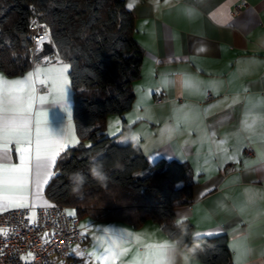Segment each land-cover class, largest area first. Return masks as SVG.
Here are the masks:
<instances>
[{
  "label": "crops",
  "instance_id": "0c3cea01",
  "mask_svg": "<svg viewBox=\"0 0 264 264\" xmlns=\"http://www.w3.org/2000/svg\"><path fill=\"white\" fill-rule=\"evenodd\" d=\"M239 1L124 0L143 57L140 75L132 82L131 107L121 115L109 114L105 133L124 143L129 129L138 132L148 164L186 162L195 183L190 203L174 208L175 219L188 220L200 236L224 233L231 264H264V0H245L249 7L232 15L231 7ZM45 43L52 50L45 44L46 51L22 74L8 76L0 70V76L23 80L33 73L34 112L48 113L40 118L42 127L53 138L67 132L78 140L69 66L54 56L49 39ZM53 66H66L64 101L53 94L55 86L40 84L43 77L36 74L38 68ZM186 80L193 86L186 87ZM208 94L212 98L204 101ZM10 148V162L19 164L17 145ZM46 184L37 194L33 164L27 193L31 218L36 208L52 204ZM13 208L5 204L3 210ZM78 219L84 249L73 245L67 264H147V245L170 240L150 220L134 228L120 220ZM112 242L116 254L102 258ZM192 264L203 263L194 258Z\"/></svg>",
  "mask_w": 264,
  "mask_h": 264
},
{
  "label": "trees",
  "instance_id": "16d2710c",
  "mask_svg": "<svg viewBox=\"0 0 264 264\" xmlns=\"http://www.w3.org/2000/svg\"><path fill=\"white\" fill-rule=\"evenodd\" d=\"M34 16L48 28L54 56L69 66L79 141L57 157L46 197L53 204L69 205L77 218L120 220L134 228L150 220L169 239L179 236L174 208L190 203L195 183L188 164L176 159L148 164L138 142L120 143L105 133L107 115H121L131 107L132 82L140 75L143 57L124 0H0V70L8 76L22 74L31 65L27 30ZM128 128L123 123L122 130ZM94 158L104 163L105 186L89 172ZM76 170L87 177L79 195L71 193L68 181ZM179 221L191 244L192 224ZM197 239L201 249L195 258L203 264H231L224 233Z\"/></svg>",
  "mask_w": 264,
  "mask_h": 264
},
{
  "label": "snow or ice",
  "instance_id": "6c2138e0",
  "mask_svg": "<svg viewBox=\"0 0 264 264\" xmlns=\"http://www.w3.org/2000/svg\"><path fill=\"white\" fill-rule=\"evenodd\" d=\"M45 39L47 37H40L41 42ZM65 68L66 66L64 68L53 66L36 70V74L43 77L40 79V84L50 82V85L55 86L53 94L58 95L61 98L60 101L66 99L67 79L63 75ZM33 75L29 73L23 80L7 81L0 76V210H3L5 204L8 207L28 208L27 193L33 164L36 169V188L39 194L42 184L47 183L54 175L52 168L61 151L79 143L67 132L62 138H53L42 127L40 118H46L48 113L43 110L34 112L37 97L34 95ZM185 86L192 87L193 82L186 80ZM39 100L43 105L45 97L40 96ZM65 110L68 111L67 108ZM136 119L139 117L137 116ZM44 122L46 123V119ZM131 123L135 124V120ZM110 134L115 135V133ZM12 144L17 145L19 164L10 162V145ZM68 215L74 216L75 212L70 211ZM0 233L7 235V230L0 229ZM207 235H212V233H207ZM45 236L47 237V234ZM136 238L139 239V236ZM166 241L168 240L147 245V252L144 254L147 264H155V258ZM112 245L103 250L102 258L116 254V243L112 242ZM29 255L32 254L29 253Z\"/></svg>",
  "mask_w": 264,
  "mask_h": 264
},
{
  "label": "built area",
  "instance_id": "2783aa9c",
  "mask_svg": "<svg viewBox=\"0 0 264 264\" xmlns=\"http://www.w3.org/2000/svg\"><path fill=\"white\" fill-rule=\"evenodd\" d=\"M247 7L249 4L240 0L231 7V14L237 15ZM27 37L28 58L33 63L47 49L46 39L41 42L40 37L49 39L48 28L36 16L31 17ZM211 98L208 94L204 101ZM250 152L251 148L247 146L245 155ZM70 208L52 203L36 208L31 219L29 208L0 211V229L7 230V235L0 233V264H67L73 245L84 249L79 219L68 215Z\"/></svg>",
  "mask_w": 264,
  "mask_h": 264
},
{
  "label": "clouds",
  "instance_id": "9594fccd",
  "mask_svg": "<svg viewBox=\"0 0 264 264\" xmlns=\"http://www.w3.org/2000/svg\"><path fill=\"white\" fill-rule=\"evenodd\" d=\"M126 142L136 144L139 140V133L129 129L124 137ZM89 172L92 178L101 186L107 183V173L104 163L101 160L93 159L89 166ZM69 188L73 195H79L83 192L87 177L80 170L68 174ZM175 226L181 230L179 236L166 241L160 248L159 255L155 258V264H192L201 244L198 241L199 232L192 233V243L186 242L188 231L179 220L175 221Z\"/></svg>",
  "mask_w": 264,
  "mask_h": 264
},
{
  "label": "water",
  "instance_id": "95a60500",
  "mask_svg": "<svg viewBox=\"0 0 264 264\" xmlns=\"http://www.w3.org/2000/svg\"><path fill=\"white\" fill-rule=\"evenodd\" d=\"M47 45V44H46ZM47 46H49L50 47V50H52V46L49 44V45H47Z\"/></svg>",
  "mask_w": 264,
  "mask_h": 264
},
{
  "label": "rangeland",
  "instance_id": "374dc122",
  "mask_svg": "<svg viewBox=\"0 0 264 264\" xmlns=\"http://www.w3.org/2000/svg\"><path fill=\"white\" fill-rule=\"evenodd\" d=\"M107 116H108V115H107ZM70 211H73V210H70V209H69V211H68V212H70Z\"/></svg>",
  "mask_w": 264,
  "mask_h": 264
}]
</instances>
